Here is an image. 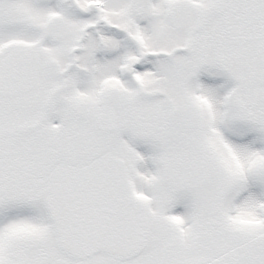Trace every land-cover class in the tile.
<instances>
[{
    "label": "snow or ice",
    "instance_id": "1",
    "mask_svg": "<svg viewBox=\"0 0 264 264\" xmlns=\"http://www.w3.org/2000/svg\"><path fill=\"white\" fill-rule=\"evenodd\" d=\"M0 264H264V0H0Z\"/></svg>",
    "mask_w": 264,
    "mask_h": 264
}]
</instances>
